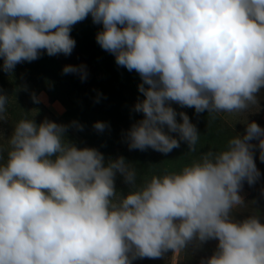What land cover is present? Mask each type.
Listing matches in <instances>:
<instances>
[{"label":"clouds","instance_id":"clouds-1","mask_svg":"<svg viewBox=\"0 0 264 264\" xmlns=\"http://www.w3.org/2000/svg\"><path fill=\"white\" fill-rule=\"evenodd\" d=\"M89 14L103 25L101 48L143 81L144 99L134 105L143 119L126 134L129 150L168 154L184 141L195 151L197 128L172 102L215 119L256 104L264 89V0H0L3 71L42 52L70 55L72 26ZM63 73L87 77L84 65ZM7 103L0 93V120ZM69 126L47 118L15 125L0 163V264H132L213 239L217 250L201 264H264V224L232 215L244 204V182L261 175L254 150L264 162V128L256 122L225 150L153 175L135 191L136 170L123 156L105 166L96 148L66 141ZM117 173L130 185L126 195L116 190Z\"/></svg>","mask_w":264,"mask_h":264},{"label":"rangeland","instance_id":"rangeland-1","mask_svg":"<svg viewBox=\"0 0 264 264\" xmlns=\"http://www.w3.org/2000/svg\"><path fill=\"white\" fill-rule=\"evenodd\" d=\"M102 30L103 25L94 24L89 14L85 20L72 26L70 35L76 45L68 56H48L42 52L39 59L17 64L11 73L3 71V58L0 57V93L8 96L6 111L0 120V163L7 160L8 140L19 120L33 119L40 124L47 118L70 125L65 134L66 141L81 149L96 148L104 155L105 166L109 159L123 156L136 170V186L131 189L135 191L153 175L180 172L185 166L199 161L209 150H225L231 138L243 136L247 123L254 121L264 128V89L257 94L256 104H250L240 112L216 113L215 119L207 111L197 114L194 108L172 102L177 113L185 112L196 126L200 135L196 150L189 151L184 141L168 154L151 148L129 150L126 134L134 123L143 119V113L134 111L137 101L144 99L138 89L143 81L135 70L130 72L118 66L115 56L101 48L96 35ZM66 65L86 66V79L81 80L79 74H64ZM32 94L41 102L34 103ZM73 121L83 129L72 127ZM98 121L108 125L102 132L93 127ZM177 122H182L179 115ZM165 131H168L167 126ZM169 135L179 139L177 133ZM251 142L258 144L257 140ZM254 161L261 175L252 185L244 182L239 193L244 204L235 208L232 215L236 221L255 215L264 224V162L259 159L258 148L254 150ZM115 187L121 195L130 191V185L124 183L119 173L115 177ZM217 245L215 239L203 244L193 241L184 250L169 249L161 257L137 258L132 264H201L214 254Z\"/></svg>","mask_w":264,"mask_h":264}]
</instances>
